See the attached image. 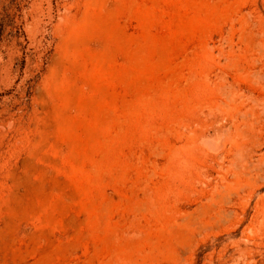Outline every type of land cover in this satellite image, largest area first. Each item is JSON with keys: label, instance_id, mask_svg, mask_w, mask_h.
<instances>
[{"label": "rangeland", "instance_id": "374dc122", "mask_svg": "<svg viewBox=\"0 0 264 264\" xmlns=\"http://www.w3.org/2000/svg\"><path fill=\"white\" fill-rule=\"evenodd\" d=\"M0 264H264V0H0Z\"/></svg>", "mask_w": 264, "mask_h": 264}]
</instances>
